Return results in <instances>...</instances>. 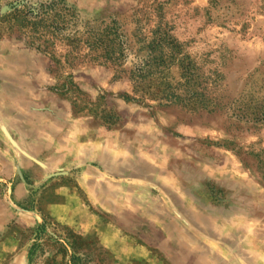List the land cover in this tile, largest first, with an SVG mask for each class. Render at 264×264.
I'll return each mask as SVG.
<instances>
[{
    "label": "rangeland",
    "instance_id": "obj_1",
    "mask_svg": "<svg viewBox=\"0 0 264 264\" xmlns=\"http://www.w3.org/2000/svg\"><path fill=\"white\" fill-rule=\"evenodd\" d=\"M65 1L129 37L161 19L221 73L222 107L125 102L130 84L110 67L60 69L0 25V264H66L54 240L65 226L107 251L88 264H264V177L250 154L264 149V0ZM68 75L76 104L54 88ZM44 215L45 252L30 262L28 228Z\"/></svg>",
    "mask_w": 264,
    "mask_h": 264
},
{
    "label": "trees",
    "instance_id": "obj_2",
    "mask_svg": "<svg viewBox=\"0 0 264 264\" xmlns=\"http://www.w3.org/2000/svg\"><path fill=\"white\" fill-rule=\"evenodd\" d=\"M0 25L26 46L48 55L60 69L71 68L76 63L110 67L114 79L126 77L130 84V92L121 95L125 102L147 107H152L153 103L177 106L190 113L213 112L222 107L216 94L222 80L221 73L216 69L204 70V64L186 51L184 43L161 19L149 29L141 25L136 27L129 37L116 18L82 19L76 8L65 0H39L35 3L10 0L0 15ZM67 78L54 88H60L63 94L69 93L74 104L81 102L80 90L71 75ZM101 118L107 123L114 121L110 114ZM262 121L264 123V119ZM250 154L255 157L264 177V149ZM44 217L35 229L28 228L34 236L28 253L30 262L34 256L45 252L44 245L37 243L42 239L49 218ZM62 228L64 235L54 240L59 245L57 253L62 254L64 262L88 264L93 261L94 243L86 242L67 226ZM96 249L100 251L99 255L107 252Z\"/></svg>",
    "mask_w": 264,
    "mask_h": 264
},
{
    "label": "crops",
    "instance_id": "obj_3",
    "mask_svg": "<svg viewBox=\"0 0 264 264\" xmlns=\"http://www.w3.org/2000/svg\"><path fill=\"white\" fill-rule=\"evenodd\" d=\"M56 194H58V193H56ZM63 207V204H60V206H59V208H60V212H59V208L58 209H56V211L57 212H59L60 214L59 215H57L56 213H53V212H51L50 210H49V212L52 214V216H54L55 217V219L56 220H59V218L61 217V215L63 214V211H61V208ZM89 229H93V227H90ZM88 232V229L87 230H85L84 228L81 230V233L82 234H86ZM106 233H107V230H104L102 233H101V235L99 236V238L104 242V244L106 245V246H111V244H110V242L108 241L109 239H107L106 240ZM121 249V248H120ZM129 256V255H128Z\"/></svg>",
    "mask_w": 264,
    "mask_h": 264
}]
</instances>
